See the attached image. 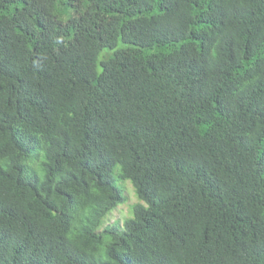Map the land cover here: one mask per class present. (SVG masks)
Segmentation results:
<instances>
[{
    "label": "trees",
    "instance_id": "trees-1",
    "mask_svg": "<svg viewBox=\"0 0 264 264\" xmlns=\"http://www.w3.org/2000/svg\"><path fill=\"white\" fill-rule=\"evenodd\" d=\"M0 264H264V0H0Z\"/></svg>",
    "mask_w": 264,
    "mask_h": 264
},
{
    "label": "rangeland",
    "instance_id": "rangeland-1",
    "mask_svg": "<svg viewBox=\"0 0 264 264\" xmlns=\"http://www.w3.org/2000/svg\"><path fill=\"white\" fill-rule=\"evenodd\" d=\"M112 176L115 185L120 189L122 198L102 220L100 229L108 224L120 226L125 219L132 217L134 206L137 204H143V202L138 198L131 181L120 176L119 165L114 167Z\"/></svg>",
    "mask_w": 264,
    "mask_h": 264
}]
</instances>
